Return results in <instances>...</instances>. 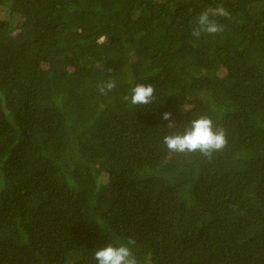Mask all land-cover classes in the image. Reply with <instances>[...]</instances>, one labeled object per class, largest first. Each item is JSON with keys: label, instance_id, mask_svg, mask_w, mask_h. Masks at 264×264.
I'll return each instance as SVG.
<instances>
[{"label": "trees", "instance_id": "trees-1", "mask_svg": "<svg viewBox=\"0 0 264 264\" xmlns=\"http://www.w3.org/2000/svg\"><path fill=\"white\" fill-rule=\"evenodd\" d=\"M202 114L225 147L176 158L163 135ZM129 238L138 264H264V0H0V264Z\"/></svg>", "mask_w": 264, "mask_h": 264}, {"label": "clouds", "instance_id": "clouds-1", "mask_svg": "<svg viewBox=\"0 0 264 264\" xmlns=\"http://www.w3.org/2000/svg\"><path fill=\"white\" fill-rule=\"evenodd\" d=\"M213 16L228 18L230 13L227 9L218 7L210 15L208 11H202L195 19L191 30V36L197 40L202 35H216L224 31L222 24L218 23ZM110 71V70H109ZM117 87L113 78L102 79L96 85L97 92L104 96L108 95ZM155 99V88L150 83H135L129 90V94L123 96V100L133 106L149 105ZM171 113L162 114V119L168 120L167 127L173 128L170 119ZM162 145L173 154L199 152L205 157H211L214 152L222 150L226 143V133L222 127L214 126L211 117L199 115L190 121L182 132H169L163 135ZM136 241L129 238L126 242L118 244L108 243L93 253L96 264H138L137 257L133 253Z\"/></svg>", "mask_w": 264, "mask_h": 264}, {"label": "rangeland", "instance_id": "rangeland-1", "mask_svg": "<svg viewBox=\"0 0 264 264\" xmlns=\"http://www.w3.org/2000/svg\"><path fill=\"white\" fill-rule=\"evenodd\" d=\"M1 18H2V17H1ZM175 155H177L176 158H179L180 156H182L181 154H175Z\"/></svg>", "mask_w": 264, "mask_h": 264}]
</instances>
